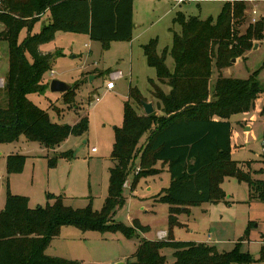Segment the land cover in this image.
Listing matches in <instances>:
<instances>
[{
    "label": "trees",
    "instance_id": "obj_1",
    "mask_svg": "<svg viewBox=\"0 0 264 264\" xmlns=\"http://www.w3.org/2000/svg\"><path fill=\"white\" fill-rule=\"evenodd\" d=\"M134 0H0V41L7 42L8 72L4 84L6 106L0 107V142H10L24 136L47 148H56L69 135L88 130L89 119L83 115L72 124L51 122L46 110L29 98L30 93H42L48 88L44 73L51 68L52 53H42L39 46L52 40L56 31L88 34L107 47L111 41H130L133 33ZM247 0H225L219 14L201 19L178 11L172 18L180 31L172 32L170 46L157 52L158 38L142 45L148 66L155 69L156 79L170 87L163 93L149 79L160 115H139L124 102V120L114 127V144L109 168L107 196L99 210L73 207L64 203L61 195L48 194L46 205L29 206L27 196L7 190L0 211V264H85L46 254L50 242L59 235L61 227L75 226L86 230L121 231L132 237L135 228L143 231L134 220L132 226L114 221L118 207L124 203L122 187L130 171L136 168L139 156L144 165L149 162L166 164L170 184L156 195L168 204V231L163 239L139 241L132 260L125 264H168L162 249L170 248L174 261L170 264H252L255 260L240 251L237 243L230 251H219L215 245L172 237L174 226L180 225L174 204L195 206L225 198L220 184L226 176L246 181L253 194L250 198L264 201V180L253 179L232 158V125L230 116L249 113L252 102L264 94V85L253 72L247 79L218 76L211 85L213 68L218 71L231 64L232 58L251 49L255 40L264 39V19L249 23L244 32ZM48 21L39 32L31 29L41 14ZM27 33L19 41L20 31ZM29 56V57H28ZM170 56L173 68L165 61ZM72 100V87L64 92ZM129 98L141 100L136 87H130ZM141 100L140 102H142ZM143 140V141H142ZM142 141V142H141ZM71 152H65L69 157ZM26 156L11 153L6 157L9 175L23 171ZM55 158L48 160L50 166ZM135 174H154L151 167ZM179 209V212H184ZM264 252V249H263ZM264 256H262L263 258ZM94 264V263H86Z\"/></svg>",
    "mask_w": 264,
    "mask_h": 264
},
{
    "label": "rangeland",
    "instance_id": "obj_2",
    "mask_svg": "<svg viewBox=\"0 0 264 264\" xmlns=\"http://www.w3.org/2000/svg\"><path fill=\"white\" fill-rule=\"evenodd\" d=\"M225 0H134L133 35L130 41H111L103 47L101 41L90 39L88 34L56 31L52 40L39 46L42 53H52L51 68L43 75L48 88L42 93H30L28 98L41 109L46 110L51 122L57 124L76 123L83 115L89 119V128L81 134L69 135L56 148H47L38 141L26 139L23 135L10 142H0V211L4 207L7 190L12 194L24 195L29 206L46 205L48 194L61 195L64 203L73 207L99 210L107 196L109 168L114 165L111 151L114 144V127H121L124 120V102L128 99L139 115H145L141 100L151 102L156 115L162 112L158 107L152 79L163 93L170 87L156 79L155 69L148 66L142 45L157 37V52L172 42V32L180 31V25L173 23L176 12L195 15L201 19L216 17ZM1 7V2H0ZM1 9V8H0ZM253 10L255 13L253 14ZM31 29L40 31L47 23V13L41 14ZM264 19V0H247L245 22L239 31L244 32L249 23ZM255 23V22H254ZM3 24L0 23V30ZM27 29L19 33V41ZM29 57V56H28ZM231 64L220 71L213 68L211 85L222 77L247 79L256 72V79L264 85V39L255 40L251 49L243 55L232 58ZM169 69L173 66L170 56L165 61ZM7 42L0 41V107L6 106L4 84L8 72ZM121 72V78L114 80L115 88L107 90L106 81L114 72ZM52 72V75H51ZM57 79L72 86V100L67 101L64 93L52 92L51 80ZM130 87H136L141 100L129 98ZM249 113L230 116L232 125V158L239 161L243 170H248L253 179L264 180V94L252 102ZM143 141V140H142ZM141 141V142H142ZM95 148L96 151L91 149ZM71 152L69 157L65 152ZM11 153L26 156L23 171L8 175L6 157ZM55 158L50 166L48 160ZM136 168L129 172L122 187L124 203L113 216L114 221L132 226L136 220L146 230L135 228L132 237L121 231L86 230L65 225L46 249V254L59 256L82 263L102 264L113 258L124 263L133 259L139 241L143 238L157 239L159 230L168 231V204L158 201L156 195L170 184L167 166L156 162L144 165L138 156ZM143 165L156 173L140 176L131 185L135 174ZM225 198L215 202H204L195 206L174 204L180 224L172 229L176 240H190L200 234H210V244L219 251H230L238 243L240 251L247 252L255 260L252 264H264V201L250 198L253 194L246 181L226 176L220 184ZM184 212H179V209ZM194 229V230H193ZM194 232H193V231ZM166 262L174 261L170 248L162 249ZM231 264H239L233 262Z\"/></svg>",
    "mask_w": 264,
    "mask_h": 264
},
{
    "label": "water",
    "instance_id": "obj_3",
    "mask_svg": "<svg viewBox=\"0 0 264 264\" xmlns=\"http://www.w3.org/2000/svg\"><path fill=\"white\" fill-rule=\"evenodd\" d=\"M232 61H234V59H232ZM71 87L72 86L70 84H67L57 79H53L49 83V88L52 92L64 93L68 91ZM141 103L144 109V113L146 115L154 111V107L151 102L142 101ZM114 264H125V263L123 261H118V262H115Z\"/></svg>",
    "mask_w": 264,
    "mask_h": 264
},
{
    "label": "built area",
    "instance_id": "obj_4",
    "mask_svg": "<svg viewBox=\"0 0 264 264\" xmlns=\"http://www.w3.org/2000/svg\"><path fill=\"white\" fill-rule=\"evenodd\" d=\"M182 0H177V2H181ZM255 13V10H253V14ZM252 22L254 23V22H256V19L255 18H253L252 19ZM51 75H52V72H51ZM123 75L121 74V72H114V73H112L111 74V76H110V78H109V80L108 81H106V83H105V87H106V89H112V88H114L115 86H114V80L115 79H118V78H121ZM92 151H96V149L95 148H92L91 149ZM126 184V182L124 183V185ZM166 237V233L164 232V231H158L157 232V238L158 239H163V238H165Z\"/></svg>",
    "mask_w": 264,
    "mask_h": 264
},
{
    "label": "crops",
    "instance_id": "obj_5",
    "mask_svg": "<svg viewBox=\"0 0 264 264\" xmlns=\"http://www.w3.org/2000/svg\"><path fill=\"white\" fill-rule=\"evenodd\" d=\"M133 9H134V2H133ZM133 35V34H132ZM132 39V38H131ZM172 68H173V66H172ZM171 68V69H172ZM156 76V75H155ZM106 88V87H105ZM115 88V87H114ZM114 88H112V89H107V90H113ZM166 172H167V170H166ZM182 224H184L183 222H181ZM194 230V229H193ZM192 230V231H193ZM159 231H161V230H159ZM162 231H164V230H162ZM166 234H167V231H164ZM194 232V231H193ZM158 239V238H157ZM191 241H195V242H205V243H207V244H210V240H211V237H210V234H207L204 238H202V236L200 235V234H198V235H196V238H192V239H190ZM51 243V242H50ZM213 245V244H212ZM118 261H122V260H120L119 258H113V259H111V260H108V261H106V262H103L102 264H114L115 262H118ZM94 264H97V263H94Z\"/></svg>",
    "mask_w": 264,
    "mask_h": 264
}]
</instances>
